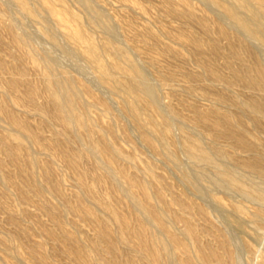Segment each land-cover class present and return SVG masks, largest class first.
Listing matches in <instances>:
<instances>
[{
    "label": "rangeland",
    "instance_id": "rangeland-1",
    "mask_svg": "<svg viewBox=\"0 0 264 264\" xmlns=\"http://www.w3.org/2000/svg\"><path fill=\"white\" fill-rule=\"evenodd\" d=\"M27 1L36 12L35 14H30L25 10L18 0H0V101L19 120L28 125V130L20 129L13 125L10 118L0 111V178L3 182H0V263L43 264V261L48 264H86V261L91 259L92 261L96 260L98 264H124L125 257L122 254V250L137 254V258L139 257L138 262H144L146 258L143 257V254L137 248L139 224L137 223L136 212L139 207L140 210L144 209L141 203H144V199L137 184L129 183L125 177L117 173L118 169L116 168L121 165L120 167L123 166L122 168L129 176L131 175L130 177L133 180H142L148 183L150 192L154 195L150 203L166 214V223L171 230L177 232L182 238H186L191 244L193 243L191 253L186 254L179 244L173 243L167 231L163 227L158 226L151 215L145 214L146 218L148 217L147 220L153 225L151 226L153 230L167 241L171 254H173L172 261H175V263L173 262L174 264H205L198 255L197 242L191 237L188 238L184 231V221L176 216L183 213L187 214L188 218L196 225L200 239L202 238V244L205 246L210 247L213 244L211 247L218 248L223 254H226L229 249L236 258V264H263L264 217L258 220L252 217L261 203L254 197L247 196L237 189L221 185L219 182L222 180H218L220 174L217 168L213 165L194 161L184 148V129L190 133L195 132L193 134H198L200 137L202 136V140H205L204 143L207 145L216 139V137H213L215 132L211 125L208 123L203 124L204 121L195 123L194 120L197 119L195 115L199 118L201 113L208 112L211 108L219 107L215 97L224 91V87L219 83H216L219 87L216 85L213 88L209 87L212 81L211 77H209L210 75L206 72L208 62L213 63L220 71L226 74L229 73V70H227L228 40L224 36L219 35L217 23L227 24L226 26H229L228 28L237 42L241 43L243 41L248 44L251 37L253 41L256 39V43L260 42V44L258 43L259 45L254 42V45L252 42L248 45H252L261 59L264 58V30H262L264 22L257 20L255 12L257 8L253 5V8L249 6L247 9L238 0H221L225 4H233L234 6L229 5L231 9L235 8V11L240 9L239 12L242 10L240 14L245 15V18L247 16V20L254 22V27L257 31L255 32L256 34H252L245 32L239 24H235L236 22L233 23V18L230 15L228 17L227 14L229 13L215 0H85V2L82 0L83 3H87L86 5L80 0H65L68 1L67 3L64 0H46L47 4L50 6L51 4L52 6L54 5L53 7L58 12L61 10L62 13L60 12L59 15L64 20L63 25L57 21L58 18L49 11L48 7H45V0ZM233 2H237L236 4L240 7ZM237 7L239 9H236ZM187 9L193 10V18L181 16L180 12H184ZM70 13L78 16L79 22L71 18ZM87 20L88 23H86ZM255 21L257 24H255ZM201 22H205L210 27V31L206 32ZM12 23L15 29L21 32L23 37L29 42L23 43L24 45H16L13 42L12 34L9 30V27L13 25ZM258 23H262L263 27ZM78 25L84 28L95 43L101 44L100 46L107 39H110L114 44H120V46L127 49L130 56L142 66L150 80L154 82L162 110L169 118L172 116L170 118L174 126L172 139L174 144L177 145H175L176 151L180 161H182L180 164L172 157L167 156L168 149L161 144L160 140H157L160 146L158 150H155L147 141H144L142 127L139 126L130 112L124 108L125 97L123 93L112 87V81L106 82L101 77L96 65H94V62L91 61L87 54L85 44L74 40L67 34L77 29ZM251 25L253 26V23ZM114 26L119 28L116 29ZM45 30L47 32L50 31L54 36L56 35L55 39L50 32L48 34ZM191 34L197 35L203 40L205 45L203 52L195 49V45L189 38ZM246 35L247 37L250 36L247 38L245 37ZM254 35L257 36L253 37ZM213 40H217L222 46V52L217 53L210 47V43ZM73 54L76 55L74 56ZM245 54L246 56H244ZM243 56L247 60L250 59L246 49L245 52L243 51ZM114 59V55H111L109 51L104 52L101 58L104 63H110ZM122 59V64L126 66V60ZM262 60L264 62V59ZM46 63H51L59 73L63 71L70 77L72 76L74 86L79 89L80 93L81 104L78 112L79 110L80 112L84 111V108H81L82 105L86 106L89 120L94 122L96 130L106 131L108 140L122 153V159L119 157L120 160L117 159L116 163H113V169L111 167L112 163L107 161L110 164L109 167L106 163L108 158L106 159V156L98 149V151L96 149L92 151V154L94 153L92 157L83 158L76 164L69 163L68 156H70V153L66 144L57 142L54 145V131L57 128L61 130V125L49 117L50 113H43L37 107V104L39 105L46 101L45 95L41 94L38 96L35 103L27 99L25 91H27L29 85L21 86L16 92L8 91L9 80L12 77L11 71L22 66L27 70L28 79L31 82L30 85L34 84L33 86L36 85L42 88L44 74L50 72V66L48 68ZM201 74L204 76L200 77L199 75ZM244 88L242 84L237 83L230 90L227 89V92L236 96L240 95V98L241 96L246 98L250 93ZM82 91L83 93H81ZM115 92L121 94L119 95ZM24 96L26 101L23 98ZM103 101H107L110 107L107 108ZM170 105H173L176 109V115L170 109ZM37 112L40 113L38 114ZM144 118L147 120V114L144 115ZM157 119L162 120V117L158 116ZM179 120H182V122H179ZM248 122L253 135L264 137L262 128L252 125L249 118ZM110 126L113 127L114 132L109 130ZM148 126L144 125L143 127L147 128ZM75 132L76 135H81H77L79 148H90L91 141L87 126L77 129ZM10 133L21 135L26 144L18 146V141L11 138ZM78 136H80V140ZM82 136L83 138H81ZM92 137L97 139V135ZM218 142L221 145L225 144L221 140H218ZM4 143L6 144L4 145ZM224 146L231 152H237L238 155L241 153V150H233V147L229 145ZM163 150L164 152L162 153ZM13 151L17 152L18 158H13ZM30 153L37 160L34 166H31L28 160ZM123 157H125L124 160ZM226 163L229 166L235 164L232 165V168L235 172L237 171V174L246 180L248 179V181H255V183L259 181V186H263L264 177L260 174L252 171L248 172L247 169L240 164L237 165L236 162L227 161ZM239 166L242 168H239ZM237 167L241 171L240 173ZM193 171L194 173L198 172L199 176L192 174L191 172ZM31 172L35 174V181L43 186L44 192L42 194H39L32 186L33 178L31 177ZM184 172L189 173L190 176L196 175V177L192 176L194 178L192 180L197 179V185L195 181L193 182L195 185H191L186 178H183V176L185 177ZM243 172L245 174H242ZM102 173L106 176L109 175L108 178H113L118 184L116 186L119 190H114L108 179L101 178L99 180L97 175H102ZM111 173L113 176L116 175L113 177ZM81 174L85 177L87 185L93 187L94 193L88 194L84 189L85 187L80 184L79 178ZM116 176L119 177L118 180ZM119 184H121V188L123 187L122 190ZM125 186L126 189L124 188ZM158 191L164 194V200L157 197ZM84 196L92 201L87 200ZM102 200L125 216L132 228L121 230L119 222L107 212L108 210L102 204ZM185 205H188L190 209H185ZM233 205L243 206V209L245 208L244 213L246 212L245 210L249 212L246 215L254 213L249 215V219L244 213L242 215V212L233 210L235 209ZM89 207H94V214L88 212ZM100 207L102 208L101 210ZM240 215L243 218L239 217ZM253 219H255L256 224ZM105 220L110 222L113 231H121L124 236L128 237L130 243L122 244L121 251L113 250L109 244V239L103 236L102 230ZM243 220L245 224H243ZM207 242H209L210 246L207 245ZM234 243L236 244L234 245ZM124 246L129 248L126 249ZM130 248L132 249L130 250ZM176 253L177 256H175ZM177 260H180L179 263ZM211 262L212 264H217L215 258H212Z\"/></svg>",
    "mask_w": 264,
    "mask_h": 264
},
{
    "label": "bare ground",
    "instance_id": "bare-ground-1",
    "mask_svg": "<svg viewBox=\"0 0 264 264\" xmlns=\"http://www.w3.org/2000/svg\"><path fill=\"white\" fill-rule=\"evenodd\" d=\"M18 1L22 5V7L25 10H27L30 14H35L36 13L33 10V8L29 5V3H28L27 0H18ZM80 1L82 2V0H80ZM83 1L85 2V0H83ZM215 1H216V3L218 2L224 8V10L226 12L229 13V14H227L225 12V14H227L228 17L231 16L233 18V19L231 18L232 21L234 20L233 23L236 22L235 24H239L242 27V29L245 32H247V33L256 34L255 32L257 30H255L254 22L249 21V19L247 20L246 19L247 16L245 18L244 17L245 15L243 16L242 14H240V13H242V10H241V12H239L240 9L237 7L236 9H239V11L236 10V11H238V12H236L235 11V8L232 7L234 9L233 10V9H231V7H229L230 4L229 5L228 4H225L221 0H215ZM238 1L244 7H246V8L249 7V6H252V8H253V5H254V7L257 8L256 11H255L256 12V18H257V20L259 22H262V23L264 22V0H238ZM44 2L46 4V6L45 5L44 6L46 8L48 7L49 11L54 16H56L58 18L57 21H59V23L63 25L64 24V20L59 15V13L61 12V10H59L60 12H58L53 7L54 5L53 6H52V4H51V6L48 5L47 2H46V0ZM64 2L67 3L68 1H65L64 0ZM205 3H207V2H205ZM233 3H235V2H233ZM14 4H15V2H14ZM74 4H75V2H74ZM83 4L86 5L87 3H83ZM219 4H217V5H219ZM61 5H64V4H61ZM231 5L234 6L233 4H231ZM236 5H238V4H236ZM211 7H212V5H211ZM88 8H89V6H88ZM217 9H219V8H217ZM88 10L90 11V9H88ZM102 10H103V8H102ZM219 10H221V9H219ZM66 11H68V10H66ZM249 11H250V8H249ZM91 14L93 15V13H91ZM180 14H181V16L183 15V16H185L187 18H190V19L194 17V12H193L192 9H187L184 12H180ZM70 16H71V18H73V19H75L76 21L79 22L78 16H76L73 13H70ZM256 18H254V19H256ZM187 20L189 21V19H187ZM92 22H94V21H92ZM250 22L253 23V26L251 25ZM86 23H88V20L86 21ZM89 24H91V23H89ZM201 24L204 27V29L206 30V32L207 31H210V27L208 25H206L205 22H201ZM224 24L221 23V22H218L217 23V29H218V31L220 33L219 35L224 36L228 40V44H227V51H228V53H227L228 54L227 68L228 69L227 70H229V73L226 74V73L220 71V69H218L213 63H210V62H208L209 64L206 63V64H208L207 65V68H206V70H207L206 72L210 75L209 77H211V81H212V83H211V85L209 87L210 88H213L216 85V83H219V84H221L224 87L223 88L224 91L223 92H220L215 97V98H217V101L218 102H216V103H219V107H216V108H213V109L211 108L212 109V110L210 109L211 111L209 110L208 112L201 113L200 116H199V118L196 117V115H195V118H197V119L194 120L195 123H199V122L201 123L202 121H204L203 124L204 123H208L209 125H211L212 128L214 129L213 131L215 132V136H213V137H216V139L213 140L211 144L207 145L206 143H204L205 140L204 141L202 140V138H201L202 136L200 137V136H198V134L197 135L196 134H193L195 132L190 133V132H188V131H186L184 129V148L186 149V151L188 152L189 156L194 161H196L198 163L201 162V163H205V164H208V165L215 166L217 168V170L219 171V174H220V176L222 178L221 179L220 176L218 177V180L220 179L219 181L222 180L221 182H219L221 185H223L225 187L228 186V187L237 189L238 191L244 193L245 195L251 196V197H254L255 199H257L261 203V205L258 208H256L257 210H255V213L253 212L254 214L251 213L249 215H252L253 214L252 217L255 218L256 220H258V219L264 217V184H263L262 187H260L259 184H258L259 181H257V183H255V181L253 182V181H248V179L246 180L245 178H243L242 176H240L239 174H237L236 173L237 171L235 172L233 170L232 165H235V164H232L231 166H229L226 162L227 161L236 162L237 165L240 164L245 169H247L248 172L249 171L256 172V173L260 174L262 177H264V137H258V136H256V134L253 135V133L251 132V129H250V124L248 122V118H249V120L252 122V125L257 126V127H260V128H262L264 130V62L262 60L264 58L261 59V57L259 56V54L257 53V51L253 49L252 45H250V46L248 45L250 42H252V44L254 45V43H256V41H255L256 39H254V41H253L252 40V37H251V40H250V42H248V44L246 42H243L242 40H241L242 41L241 43L240 42H237L236 39H235V37L233 36L232 32L229 30V28H228L229 26L227 27L226 26L227 24L226 25H224ZM255 24H257L256 21H255ZM261 24H259V25L261 27H263V25H261ZM100 26H101V24H100ZM260 26H259V28H260ZM44 27H46V26L44 25ZM77 27H78L77 29H74L73 31L68 32L67 34L71 38H73L74 40L85 44L84 46H85V49L87 51V54H88L89 58L91 59V61L94 62V65H96L97 70H99L98 72L100 73L101 77L106 82L112 81V83H113V86L112 87H114L116 90H118V91H120V92L123 93V95L125 97L124 108L128 112H130V114L134 117V119L137 121V123L139 124V126L142 127V133H143L142 136L145 139L144 141H147V143L150 144L155 150H158L160 146H159L157 140L158 141L160 140L161 141V144L165 148L168 149L167 156L172 157L177 163L180 164L182 161H180V158H179V156L177 154L176 147H175L176 144H174L173 139H172L173 131H174L173 122L170 120V118H172V116L169 118V116L162 110V108L160 106V103H159V100H158V96H157V94H158L157 87L154 84V82L150 80V78L148 77L147 73L144 71V69L142 68V66H140L130 56V54L127 51V49H125L124 47L120 46V44L119 45H117L116 43L114 44L110 39H107L105 41V43L102 46H100L101 44L98 45L97 43H95V41H93V39H91L90 36H88V34L86 33V31L84 30L83 27H81L79 25ZM114 27L116 28V26H114ZM56 28H58V27L56 26ZM117 28H119V27H117ZM259 28H257V29H259ZM263 28H262V30H264ZM239 29H241V28H239ZM9 30L11 31L10 33L12 34V40H13V42L16 45H22L25 42H29V40L27 41L23 37V35H22L21 32H19L18 30L15 29L14 24L9 27ZM102 30H104V29H102ZM240 31H242V30H240ZM49 32H47V33L50 34L51 32L50 33ZM55 36L52 34V37L54 39H55ZM255 36H257V35H254L253 37H255ZM29 37H30V34H29ZM245 37H247V35ZM189 38H190V41L195 45V47H196L195 49H197L199 52H203L204 51L205 45H204L203 40L199 36L194 35V34H191L189 36ZM238 41H239V39H238ZM258 43L260 44V42H258ZM258 43H256V45ZM210 44H211L210 47L215 52L220 53V52L223 51L222 46L218 43L217 40H213L212 43H210ZM261 44H263V43L261 42ZM127 46H128V44H127ZM256 48H257V46H256ZM259 48H262V47L260 46ZM60 49H62V48L60 47ZM245 49L249 53V56H250V59L249 60H247L246 58H244V56H246V54L243 56V51L245 52ZM106 51H109L111 53V55L113 54L114 57H115V59L112 62H110V63H104L101 60L104 52H106ZM55 53H53V54H55ZM71 53H72V51H71ZM73 55L75 56L76 54H73ZM64 56H66V55H64ZM122 58L126 60V62H127V65L126 66H124L122 64V62H121V59ZM57 61H58V59H57ZM205 62H206V60H205ZM47 66H48V68L50 66V68H49L50 69V72H47V73L44 74V82H43V87L42 88H39L36 85L33 86L34 84L33 85H30L31 82L28 79V76L29 75L27 74V70L25 69V67L22 66V67H18L16 69H13L11 71L12 77L10 76L11 78L9 80L8 91L16 92V91H18V89L21 86H24V85H27L28 86L29 85V87H27L28 89H27V91H25V93H26V96H27L28 101L35 102V103H36V99H37L38 96H40L41 94L45 95L46 101L44 103H42V104H39V105L37 104V107L43 113H50V116L49 117L52 120L56 121L59 125H61V127H62L61 130H59L57 128L54 131V143L55 144L54 143L53 144L56 145L57 142H59V143H65L66 144V146L69 149V153H70V156H68L69 157V163L76 164V163H79L83 158L92 157V155L94 154V153L92 154V151L94 149H96V150L98 149L101 153H103L106 156V159L108 158L106 160V163H107V161L109 163H112L111 164V167L113 169V166H114L113 163H116V160L117 159L120 160L119 157H121V159H122V153L120 152V150H118L113 145V143H111L108 140V136L106 134L107 133L106 131L99 130V129H98L99 131L96 130V126L93 124L94 122H92V121L90 122V120H89V117H88V114L89 113L87 114V108H86V106L82 105L81 108L82 109L84 108V111L80 112V110H79V112H78V108H79V106L81 104L80 97H79L80 96L79 95L80 93H79V89H77V87L74 86V80L72 81V78H71L72 76L70 77L66 72H63V71H62V73H59L55 69V67L53 65H51V63H48ZM67 69H68V67H67ZM203 70H204V68H203ZM199 76L200 77H203L204 75L201 74ZM206 77H208V76H206ZM157 81L160 82L159 80H157ZM204 82H206V81H204ZM195 83H197V82H195ZM237 83L242 84L245 87L244 89H247L248 90V93H250V95L248 97L242 98V96H241V98H240L239 97L240 95L239 96H236V95L229 94L227 92V89L230 90L231 87L234 84H237ZM216 86H218V85H216ZM108 89H110V88H108ZM231 91H233V90H231ZM210 92H213V91H210ZM81 93H83V91ZM115 93H117V92H115ZM117 94H119V93H117ZM23 98H25V96ZM25 101H26V98H25ZM84 104H85V102H84ZM103 104L107 108L110 107V105L107 104V101L106 102L103 101ZM217 106H218V104H217ZM170 109L173 110V112L175 113V115L177 114L176 109L174 108L173 105H170ZM0 111L3 112L6 116H8L10 118V120L12 121V124L13 125H15L16 127L20 128V129L28 130L27 129V126L28 125H26L21 120H19L15 116V114L10 109H8V107H6V105L2 101H0ZM145 114H147V116H148L147 120L144 118V115ZM171 114L173 115L172 112H171ZM90 115H92V114H90ZM158 116H161L162 117V120H158L157 119ZM247 116H248V118H247ZM179 122H182V120L181 121L179 120ZM97 125H99V124H97ZM144 125H149V126L147 128H144L143 127ZM1 126H3V125H1ZM86 126H87V128L89 130V137H90V141H91V147L90 148L87 147L86 149H81L82 147L79 148L80 146L77 145V143L79 142L78 141V138H77V135H80V134H77L76 135V132L75 131L77 129L85 128ZM192 126H194V125H192ZM206 126H208V125H206ZM207 128L209 129V127H207ZM109 130L112 131V132H114V129L111 126L109 127ZM27 135H29V134H27ZM85 135H86V133H85ZM94 135H97V137H96L97 139H93L92 136H94ZM10 136H11V138H13V139H15V140L18 141L17 142L18 146H24L26 144V143H24V139L21 137V135H19L17 133H10ZM80 136H78L79 137V140H80ZM81 138H83V136ZM203 139H205V138H203ZM218 140L224 141L225 144L222 143L223 145H221L218 142ZM5 144L6 143H4V145ZM83 144H84V142H83ZM224 145H229V146L233 147V150L234 149L241 150L240 155H238L237 152H231V151H229L228 149L225 148ZM6 147H8V146H6ZM8 150H9V148H8ZM97 151H95V152H97ZM163 152H164V150L162 151V153ZM12 156H13L14 159L18 158L17 157V152L16 151H13L12 152ZM124 159H125V157H123V160ZM28 160H29V163H30L31 166L36 165L37 160H36L35 157H33L31 155V153H30V157H29ZM107 165L109 166L110 164L107 163ZM186 165L188 166V164H186ZM120 166H118L116 168V169H118V172L117 173H119V175L125 177L129 181V183H131L133 185L134 184H137L139 186L140 190H141L142 195H143L144 203L143 202H141V203L143 204V207L142 208H144V209L143 210H140V207L139 208L136 207L137 208L136 209V212H137V220H138L137 223L139 224V230H138L139 236L137 237L139 239V242H137L138 243V247L137 248L143 254V257L146 258V260L144 262L140 263V262H138L139 257L137 258V254H135V253L133 254V253L128 252L126 250H122V254L125 257L124 258L125 259V262H123V263L124 264H174L175 263V261H172V255L173 254H171V251L169 249V245H168L167 241L164 238H162L160 236V234H158L156 231L153 230V228L151 227L153 225H151L150 224V221L147 220L148 217L146 218V215L147 214L148 215H151L154 218V220H156V223H157L158 226L163 227L167 231V233L169 235V238L173 241V243L175 242V243L179 244L182 247V249L184 250V252L186 254H190L191 251H192V247H193L192 244L193 243L191 244V242H189L186 238H182L177 232L171 230L169 228V226L167 225V223H166V214L163 213V212H161V211H159L156 206H154V205H152L150 203V200L152 199V196H154V195L151 194V192H150V186L148 185V183L145 182V181H142V180L141 181L133 180L130 177L131 175L129 176L127 174V172L122 168L123 166L122 167H120ZM239 168H242V167L239 166ZM239 168H238V171H239ZM247 170H245V171H247ZM240 172L241 171H239V173ZM191 173L192 174H197L198 172L197 173H194V171H193ZM30 174H31V177L33 178V181L30 178V180L32 181V186L35 188V190L39 194H42L44 192L43 186L40 183H37L35 181V179H34V175L35 174L34 173L31 172ZM184 174H185V177L183 176V178H186L187 181H189L191 183V185L194 184L193 183L194 181H195V183L197 185V182H196L197 179H195L194 181L192 180V179H194L193 178L194 176L196 177V175H191L190 176L189 173H185V172H184ZM242 174H245V173L243 172ZM108 176H106L105 174L102 173V175H97V178L99 180L101 178L108 179L109 182H110V184L112 185L113 189L114 190H119L117 188V186H116V185H118V184H116V181H114L113 178L112 179L110 177L108 178ZM112 176H113V174H112ZM38 178H39V176H38ZM118 178L119 177H117L116 179L118 180ZM101 181H103V180H101ZM0 182H2L1 181V178H0ZM79 182H80V184L82 186L85 187L84 189L86 190V192L88 194L94 193L93 187L90 186V185H87L86 180H85V177L82 174H81V176L79 178ZM260 182H262V180H260ZM262 183H264V182H262ZM119 185H120V188H121V184H119ZM199 185H200V183H199ZM122 188H121V190H122ZM124 188L126 189V186ZM82 189H83V187H82ZM119 192L120 193H123L122 191H119ZM199 192H200V190H199ZM229 192H231V191H229ZM84 195H85V193H84ZM239 196H241V195H239ZM157 197H159L162 200L165 199L164 194L161 191H158L157 192ZM85 198H87V197H85ZM159 198H157V199H159ZM129 199H131V198H129ZM87 200H91V199H88L87 198ZM102 204L105 205L104 207H106V209L108 210L107 212L110 213L111 217L114 218L115 220H117L119 222L120 227H121V230H128V229H130V227H131L130 226V223H129V221L127 220V218L125 216H123L119 212H117L116 209L113 206H111L110 204H108L107 202L103 201ZM217 206H219V205H217ZM233 206L235 207V209H233V210H235L237 212H242V215H243L244 209H245V208L243 209V206H241V205L240 206L239 205L238 206L233 205ZM231 207H232V205H231ZM101 209L102 208L100 207V210ZM185 209L188 210L190 208L188 207V205H185ZM133 210H134V208H133ZM202 211H204V210L202 209ZM245 211H246L244 213L245 215L247 213H249L247 210H245ZM88 212L91 213V214H94L95 213L94 207L93 208H90L89 207ZM218 213H219V211H218ZM97 214H98V212H97ZM245 215H244V218H245ZM249 215H246V216H248V218H249ZM176 216L180 217L179 219H182L184 221V231H185V234L188 236V238L191 237V239H194L197 242V247H198V251L197 252H198V255L201 258V260H202L203 263H205V264H212V262H211L212 258H215L216 259L217 264H236L237 263L234 254L231 251H229V249L226 252V254H223L221 251L218 250V248L211 247L213 244L210 246V244H208L209 242H207V245H209L210 247H207L204 244H202V241H201L202 238L200 239L199 230L196 227V225L188 218L187 214H184L183 213V214H180V215L178 214ZM234 216H236V215H234ZM239 217H242V216L240 215ZM97 218H99V217H97ZM100 219H103V218H100ZM255 219H253V220H254V223L256 224ZM107 220H109V219H107ZM237 221L241 224V222L239 220H237ZM243 224H245L244 223V220H243ZM103 226H104V228L102 227L103 228L102 231H103V234H104L103 236H106L109 239V242H110L109 244L111 245V247H112L113 250L114 249H115V251L116 250H120L122 248V244H128V243H130L128 237L124 236V234L121 231L118 232V231H113L112 230L110 222H107L105 220L103 222ZM233 226H235V225L233 224ZM240 228H241V226H240ZM226 230H228V229H226ZM200 233H202V232H200ZM235 233L237 234V232H235ZM230 234H231V232H230ZM164 235H165V237H167L166 234H164ZM100 238H102V237H100ZM191 239H189V240H191ZM257 240H259V239H257ZM255 241H256V239H255ZM238 242H239V239H238ZM169 244H171V243H169ZM235 244L236 243H234V245ZM135 245H137V244H135ZM124 247L126 248V246H124ZM127 248H129V247H127ZM131 249L132 248H130V250ZM138 250H136V251H138ZM138 256H140V254H138ZM175 256H177V253H176ZM196 258L199 260L198 257H196ZM176 259H177V257H176ZM19 261H20V259H19ZM44 261L46 262V260H44ZM84 261H86V260H84ZM179 261H178V263H179ZM237 261H238V259H237ZM42 263L43 264H48V263H44L43 261H42ZM86 264H98V263L96 262V260L95 261H92L90 259V260H87L86 261ZM200 264H202V263H200ZM263 264H264V262H263Z\"/></svg>",
    "mask_w": 264,
    "mask_h": 264
}]
</instances>
